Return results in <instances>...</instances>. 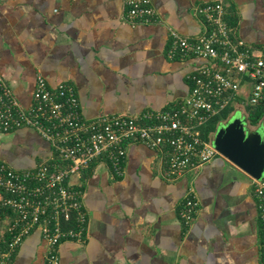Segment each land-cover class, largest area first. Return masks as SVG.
<instances>
[{
  "label": "crops",
  "instance_id": "obj_1",
  "mask_svg": "<svg viewBox=\"0 0 264 264\" xmlns=\"http://www.w3.org/2000/svg\"><path fill=\"white\" fill-rule=\"evenodd\" d=\"M216 0H152L155 23H131L123 0H0V76L25 105L38 74L51 86L73 85L87 118L167 109L186 98L189 75L204 60L171 59L172 31L197 36L206 22L197 6ZM229 20L245 42L264 48V0H228ZM52 155L33 128L0 130V162L24 170ZM125 172L105 160L72 181L84 189L88 226L82 241L59 246L61 264H262L257 198L249 174L223 156L176 180L162 155L129 145ZM199 200L186 225L180 210ZM35 231L11 264H47Z\"/></svg>",
  "mask_w": 264,
  "mask_h": 264
},
{
  "label": "built area",
  "instance_id": "obj_2",
  "mask_svg": "<svg viewBox=\"0 0 264 264\" xmlns=\"http://www.w3.org/2000/svg\"><path fill=\"white\" fill-rule=\"evenodd\" d=\"M227 1L197 6L206 22L201 34L184 36L172 31L167 50L171 59L194 57L204 62L189 75L190 93L171 108L90 119L73 85L51 86L38 74L33 102L25 106L0 76V130L33 128L52 148L50 158L32 168L19 170L0 162V264H11L15 252L37 230L47 243V264H61V243L82 241L88 226L84 189L72 178L98 160H105L116 176H122L128 147L134 142L161 152L168 180L220 155L211 144L213 132L208 137L204 134L209 124L226 110L232 113L243 107L249 115V107L264 103V48L239 37L230 23ZM123 3L131 23L150 24L158 19L152 0ZM253 192L264 264V180H253ZM198 206L192 191L180 210L186 225L193 223Z\"/></svg>",
  "mask_w": 264,
  "mask_h": 264
},
{
  "label": "water",
  "instance_id": "obj_3",
  "mask_svg": "<svg viewBox=\"0 0 264 264\" xmlns=\"http://www.w3.org/2000/svg\"><path fill=\"white\" fill-rule=\"evenodd\" d=\"M210 140L220 155L252 178L264 180V126L254 124L243 107L234 109Z\"/></svg>",
  "mask_w": 264,
  "mask_h": 264
},
{
  "label": "trees",
  "instance_id": "obj_4",
  "mask_svg": "<svg viewBox=\"0 0 264 264\" xmlns=\"http://www.w3.org/2000/svg\"><path fill=\"white\" fill-rule=\"evenodd\" d=\"M236 22V18L230 19V23L234 26ZM249 111V117L251 119V121L255 124L259 123L260 120L264 117V103L261 105H258L256 107H249L248 108ZM230 110H226L225 112H223V114H221V116H218L217 118H215L208 126V128L206 129V131H204L205 136H207L210 132H214L218 125L226 120L228 118V116L230 115ZM208 137V136H207Z\"/></svg>",
  "mask_w": 264,
  "mask_h": 264
},
{
  "label": "rangeland",
  "instance_id": "obj_5",
  "mask_svg": "<svg viewBox=\"0 0 264 264\" xmlns=\"http://www.w3.org/2000/svg\"><path fill=\"white\" fill-rule=\"evenodd\" d=\"M242 100H243V101H245L246 99H244V98H243ZM238 113L240 114L241 112H240V111H238ZM260 122H261L262 124H264V119H263V120H261ZM254 124H255V123H254ZM220 156H222V155H220Z\"/></svg>",
  "mask_w": 264,
  "mask_h": 264
},
{
  "label": "flooded vegetation",
  "instance_id": "obj_6",
  "mask_svg": "<svg viewBox=\"0 0 264 264\" xmlns=\"http://www.w3.org/2000/svg\"><path fill=\"white\" fill-rule=\"evenodd\" d=\"M263 119H264V117H263L261 120H263ZM261 120H260V121H261ZM262 126H264V124H262Z\"/></svg>",
  "mask_w": 264,
  "mask_h": 264
}]
</instances>
